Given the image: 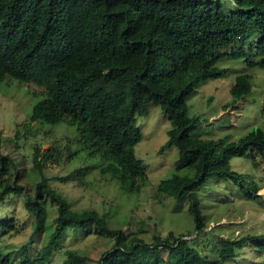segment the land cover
Here are the masks:
<instances>
[{
  "label": "trees",
  "instance_id": "16d2710c",
  "mask_svg": "<svg viewBox=\"0 0 264 264\" xmlns=\"http://www.w3.org/2000/svg\"><path fill=\"white\" fill-rule=\"evenodd\" d=\"M234 2L232 15L249 24L237 32L227 27L217 0H0V82L9 77L42 86L43 97L34 104L29 123L64 122L78 133V147L65 148L66 156L62 149L34 148L33 167L40 179L33 194L18 182L22 172L12 158L0 151V201L10 194L22 196L33 217L31 237L46 238L35 253L28 243L14 251L3 238L20 227L12 218L0 220V264H50L68 228L89 232L92 227L111 237L96 264H226L244 245L264 252V233L223 238L212 259L196 245L206 227L197 190L208 178L230 179L244 196L260 197L261 186L232 170L230 159L258 153L264 161V129L253 128L237 141L203 138L194 134L200 116L188 114L187 102L197 86L224 75L217 66L221 58L264 64L249 55L255 45V53L264 54V33L257 42L250 39L256 32L251 26L264 24V0ZM251 89L250 74L236 75L229 89L233 102ZM150 102L160 105L170 121L162 149L176 146L175 168L191 169L161 179L157 190L187 196L195 239L172 232L155 234L151 242L129 236L111 227L106 213L71 208L42 170L47 162L71 159L82 150L98 159L103 177L126 193H138L148 174L135 154L142 136L136 117L147 112ZM88 169L79 166L69 177L82 181ZM51 206L56 212L52 221ZM64 254L60 264H89V256L75 249Z\"/></svg>",
  "mask_w": 264,
  "mask_h": 264
},
{
  "label": "rangeland",
  "instance_id": "374dc122",
  "mask_svg": "<svg viewBox=\"0 0 264 264\" xmlns=\"http://www.w3.org/2000/svg\"><path fill=\"white\" fill-rule=\"evenodd\" d=\"M217 1L232 32L249 25L232 15L237 10L234 0ZM251 28L256 32L250 39L257 42L261 32L264 33V24L255 23ZM252 49L250 58L264 63V54L255 53L256 45ZM217 66L225 69L224 75L200 83L197 92L188 99V114L199 115L201 119L194 134L203 138L228 137L237 141L253 128L264 129V64L249 66L243 58L223 57ZM240 73L252 76V89L244 98L233 102L229 89ZM43 92V87L33 81L6 77L0 82V151L15 162L22 172L18 182L31 194L40 179V173L33 167L34 148L62 149L66 156L65 148L78 147L74 140L78 134L74 125L64 122L29 123L33 106L43 97ZM136 124L142 136L135 145V154L147 165L148 174L146 184L138 193H126L117 187L115 180L116 184L103 177L99 172L98 159L88 157L82 150H78L71 159L64 156L58 163L47 162L43 173L51 187L66 197L71 208H93L99 213H106L109 225L121 228L129 236L136 235L151 242L155 234L164 237L172 232L176 236L191 234L190 237L195 239V219L187 196L178 197L157 190L161 179L175 172L191 173L189 167L175 168L178 157L176 146L162 149L168 138L170 121L160 105L150 102L147 112L137 115ZM87 165L89 169L82 181L69 177L75 168ZM230 168L257 182L261 186L258 191L260 197H246L232 180L213 177L197 190L206 227L197 235L196 245L211 259L216 257L223 238L264 233V161L258 153L254 156H233ZM55 215L51 206L49 220L52 221ZM8 218L15 220L20 231L7 233L3 244L15 251L28 243L30 252L35 253L46 238L44 234L31 237L33 217L25 209L22 196L10 194L0 201V220ZM94 229L91 227L86 232L81 228H68L50 264H60L65 256L64 250L68 248L87 254L88 263L96 264L101 251L109 248L112 241L110 236ZM226 264H264V252L257 253L250 245H244L238 250L237 257Z\"/></svg>",
  "mask_w": 264,
  "mask_h": 264
},
{
  "label": "water",
  "instance_id": "95a60500",
  "mask_svg": "<svg viewBox=\"0 0 264 264\" xmlns=\"http://www.w3.org/2000/svg\"><path fill=\"white\" fill-rule=\"evenodd\" d=\"M186 238V237H185Z\"/></svg>",
  "mask_w": 264,
  "mask_h": 264
}]
</instances>
